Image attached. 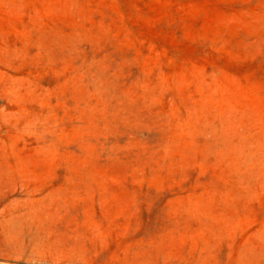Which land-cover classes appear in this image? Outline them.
<instances>
[{
	"label": "rangeland",
	"instance_id": "obj_1",
	"mask_svg": "<svg viewBox=\"0 0 264 264\" xmlns=\"http://www.w3.org/2000/svg\"><path fill=\"white\" fill-rule=\"evenodd\" d=\"M0 264H264V0H0Z\"/></svg>",
	"mask_w": 264,
	"mask_h": 264
}]
</instances>
